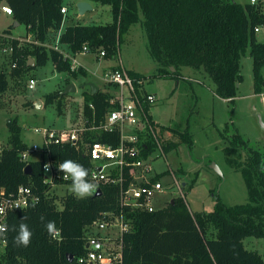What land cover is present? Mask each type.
Here are the masks:
<instances>
[{"label": "trees", "instance_id": "16d2710c", "mask_svg": "<svg viewBox=\"0 0 264 264\" xmlns=\"http://www.w3.org/2000/svg\"><path fill=\"white\" fill-rule=\"evenodd\" d=\"M13 10V20L27 29L32 41L23 45L12 36L14 26L0 34V51L12 46L11 65L17 64L11 76L25 78L33 70L52 62L54 68L73 77L86 75L84 69L72 71L71 63L60 50L46 46L51 31H59L64 22L65 0H1ZM109 6L113 20L105 25L76 24L67 27L60 38L62 46L70 53L81 52L87 46L91 52H105L106 60L117 59L120 45L132 27L140 24L148 39V49L157 63L153 78L179 79L184 68L205 71L216 85V94L235 103L243 82L241 60L250 52L253 60L255 94L264 88V42L254 33V28L264 24V7L252 5L251 0H88ZM101 58V57H100ZM35 64L31 66L29 60ZM119 68V67H118ZM172 68L175 71H172ZM136 81H146L141 73L129 71ZM140 91V87L137 84ZM9 89L5 73L0 71V111L3 98ZM145 94V91H141ZM61 93L45 97V104L62 102ZM84 116L87 127L99 126L112 109L114 95L99 91L85 93ZM93 106V108L91 107ZM62 103H60V107ZM149 107H147L148 110ZM9 147L0 156V190L6 196L16 195L21 186L29 187L39 197L28 208L10 212L7 217V248L0 255V264H79L86 254L85 228L103 218L105 213L124 214L132 223V230L124 234V264H264L263 257L246 248L249 237L264 238V154L251 148L240 134L228 139L224 148L227 163L240 172L246 182L249 201L228 206L218 196L214 209L208 213H193L184 198H174L167 206L153 213L132 212L120 206L118 185L105 184L99 196L83 199L74 193L58 196L45 183L44 162L22 160L29 145L22 137L19 118L8 124ZM164 129V128H163ZM175 130V129H174ZM179 145L185 144L190 152L194 139L190 130L176 131ZM86 142L99 141L118 145V132L87 131ZM146 143L144 156L157 151L149 135H142ZM165 151H171L164 144ZM57 168L65 160L82 165L89 181L92 165L84 154L70 144H50L45 150ZM31 172L27 174L26 168ZM179 172V171H178ZM180 173V172H179ZM170 174L158 175L161 181ZM58 185L73 183L56 179ZM54 222L61 232V240L49 233L47 225ZM26 224L30 232L27 246L18 244L16 237L20 225ZM73 257V259L71 258Z\"/></svg>", "mask_w": 264, "mask_h": 264}, {"label": "rangeland", "instance_id": "374dc122", "mask_svg": "<svg viewBox=\"0 0 264 264\" xmlns=\"http://www.w3.org/2000/svg\"><path fill=\"white\" fill-rule=\"evenodd\" d=\"M259 3L264 7V0H258L257 4ZM102 8L101 11L96 9L81 17L82 25L111 23L112 11L108 6ZM69 15L72 19H77L75 5L69 6ZM73 23L70 19L64 20V26ZM10 24V17H0V33ZM24 32H26L24 25L15 32V36L19 35L16 38L21 39L23 45L32 39V36L21 34ZM258 39L264 42V35L258 36ZM57 40L52 37L48 39V43H56ZM78 59L88 69H98L100 72L106 66L120 64L122 61L126 68L146 76L147 92L157 97L156 104L152 107V115L165 127L161 130L163 142L160 139L164 153L156 151V156L159 157L154 161L155 170L157 173H170L163 180L168 188L172 183V173L181 183H187L183 191L193 213L211 212L217 201L216 196L232 207L249 201L248 188L242 174L230 168L223 153L224 148L229 145L228 139L234 134H240L251 148L264 154V107L255 94L253 60L249 51L241 60L243 82L239 86L235 103H228L215 95L216 85L203 70L184 68L179 79L153 78L157 73V63L150 54L147 35L140 24L132 27L124 37L117 59L111 60L110 63L97 60L92 55L80 56ZM0 71L6 74L9 81V89L4 95L0 111V145L3 148L9 147L7 119L19 118V123L23 127L22 137L30 147L43 146L44 129L70 130L86 124L84 116L86 97L81 88V82L84 80L82 77H73L68 72L60 73L52 62H49L46 66L33 70L25 78L17 79L11 76L9 55L0 57ZM30 79L37 80L34 90L28 87ZM71 81L77 86L76 93L63 96L62 102L57 100L54 104H45V97L48 94L56 92L63 94ZM96 82L105 88L97 80ZM200 82L210 88L200 86L198 84ZM37 102H42V105L37 106ZM174 129L180 132L190 130L194 139L192 152L187 145H179ZM223 136L225 139H222ZM164 144H169L170 152L165 151ZM33 155H36L34 158L40 156L39 153ZM212 160L221 167L222 175L216 174L211 168ZM70 187L58 186L55 193L59 197L71 194L73 192ZM168 196L176 198V190L168 189ZM244 243L248 250L259 253L264 259V238L249 237Z\"/></svg>", "mask_w": 264, "mask_h": 264}, {"label": "built area", "instance_id": "2783aa9c", "mask_svg": "<svg viewBox=\"0 0 264 264\" xmlns=\"http://www.w3.org/2000/svg\"><path fill=\"white\" fill-rule=\"evenodd\" d=\"M257 2L258 0H251L252 5H256ZM62 13L67 14V8L64 7ZM3 14L13 16V10L6 2L0 0V16ZM254 33L257 37L264 35V24L256 26ZM19 40L22 42L21 39ZM31 41L32 39L28 42ZM52 48L60 50L64 58L70 61L72 71H79L83 68L78 59L79 56L93 53L87 46L76 54L64 51L61 49L60 38ZM12 53L13 47L6 46L1 49L0 57L10 56ZM100 57L103 59L105 52H101ZM15 68H17L16 63L11 65V70ZM104 79L118 89L117 94L111 99L113 107L107 113L104 122L93 127H87L86 122L83 127L70 130L44 129L45 140L43 146L34 145L29 148L23 153L22 160L28 163L32 161L33 154L39 153V160L44 162L45 183L51 185L53 191L58 186H62L56 184V179L70 182L72 178L71 176L65 178V174L59 169V166L54 167L49 153L45 150L52 143L70 144L84 151L92 165L89 182L95 184L97 189L91 195H95L102 185H118L120 188V206L122 208H129L132 212L150 213L165 208L168 202L173 201L175 197L170 198L168 196V189L176 190V198L185 199L183 190L186 186L173 173L169 188L164 185V179L155 181V178L159 175L154 167V161L159 157L155 156L156 152L148 157L144 156V148L147 149L146 143L141 139L144 134L150 135L157 145V150L164 153L147 110V107L151 108L156 104V95L148 93L145 89V81L134 80L129 71L123 67L106 73ZM36 86L37 80L30 79L29 89L34 90ZM143 90L145 94L141 92ZM256 96L264 107V88ZM91 107L93 108L92 105ZM87 131L118 132L120 141L116 146L99 141L89 143L85 141L84 137ZM4 149L5 147L3 148L0 145V156ZM38 201L39 197L29 187L21 186L18 193L11 196H6L4 189L0 190V255L7 248L6 232L9 213L26 209ZM132 227L131 221L127 220L123 213L120 215L111 212L105 213L103 218L85 228L84 240L87 252L78 259V263L124 264V234L131 231ZM60 235L61 232L59 231V235L53 236V238L60 241Z\"/></svg>", "mask_w": 264, "mask_h": 264}, {"label": "crops", "instance_id": "0c3cea01", "mask_svg": "<svg viewBox=\"0 0 264 264\" xmlns=\"http://www.w3.org/2000/svg\"><path fill=\"white\" fill-rule=\"evenodd\" d=\"M80 1H88V0H69V1H67V0H65V2H64V7L65 8H67V10H68V13L67 14H65L64 15V20H65V18H67L68 20L70 19L71 21H73L74 23L72 24V25H76V24H82L81 23V20H80V18L81 17H84L86 14H87V12L84 14V15H80L79 14V12H78V9H77V7H76V15H77V19L75 18H71V16L69 15V6L70 5H75L76 6V4L78 3V2H80ZM90 4H91V6H92V10L91 11H94V10H100V9H102L103 10V8L102 7H105V6H102V5H100V4H96V3H94V2H91V1H88ZM109 7V6H108ZM99 8V9H98ZM109 9L111 10V8L109 7ZM101 11V10H100ZM88 12H90V11H88ZM10 17V19H11V24L8 26V28L10 27V26H14V29L12 30V36L13 37H18L19 35H17V36H15V32L17 31V29L18 28H20L22 25L21 24H19V23H17V22H15L14 20H13V18H12V16H8V15H1L0 17ZM72 25H65L64 26V22H63V25H62V27H61V30H59V31H51V33L49 34V38H52V37H55V38H61V36H62V34L65 32V30L67 29V27H69V26H72ZM7 28V29H8ZM3 33V32H2ZM1 34V33H0ZM21 34H24V35H26L27 37H30L31 35H29L28 33H27V29H26V32H24V33H21ZM57 44V42L55 43V42H52V43H47V45L48 46H50V47H52V46H54V45H56ZM63 48V50L64 51H67V52H70L69 51V48L68 47H65V46H61V49ZM87 55H92L93 56V58H95V59H97V60H105V61H107V62H111V60H106V59H102V58H100V55H99V53H90V54H87ZM81 56H84V55H81ZM86 56V55H85ZM80 57V56H79ZM78 57V58H79ZM35 62V61H34ZM81 63V65H82V69H84L85 71H86V75H79L78 77H76V78H79V77H82L81 79H84L83 80V82H81V88L84 90L83 92L84 93H86V92H90L91 93V88H90V86H89V84H94L95 86H97V88L99 89V91H102V92H108V93H110V94H112V95H116L117 94V91H118V89L116 88V86H114V85H111V84H109V83H107L106 81H105V79H104V76L106 75V73H108V72H110V71H114L115 69H117L118 67H123V68H125L127 71H132V70H130V69H128V68H126L125 67V65L122 63V61L120 62V64H111V65H108V66H106L105 68H103L102 69V72H100L98 69H96V70H93V69H88L82 62H80ZM33 66V65H32ZM175 71V70H174ZM137 73V72H136ZM140 73V72H139ZM142 74V73H141ZM101 75H102V77H101ZM72 76V75H71ZM81 79H79V80H81ZM96 80L98 81V82H100L102 85H103V87H105V88H102L97 82H96ZM70 84H74L72 81L70 82V83H68L67 84V86H69ZM198 84H200V86L202 85V86H207V85H205V84H203L202 82H200V83H198ZM75 85V84H74ZM240 86V85H239ZM75 87H76V89H77V86L75 85ZM207 87H209L210 88V86H207ZM146 89V88H145ZM98 91V92H99ZM147 91V90H146ZM77 92V91H76ZM75 92V93H76ZM56 93H58V92H56ZM215 93H216V88H215ZM62 96L61 97H63V96H65L64 94H61ZM216 96H218L217 94H215ZM224 100V99H223ZM225 101H227L228 103H231L229 100H225ZM38 103V102H37ZM42 103V102H41ZM44 105V104H43ZM153 107V106H152ZM152 107L151 108H149L148 109V113H149V115H150V117H151V119H152V121H153V125H154V128H155V130H156V133H157V135H158V137H159V141H160V139H161V141L163 142V137H162V134H163V132L161 131V130H163V128H165V127H163V126H161L156 120H155V118L153 117V115H152ZM11 120L10 119H7L6 120V122H7V124L10 122ZM8 126V125H7ZM23 128V127H22ZM175 135V134H174ZM222 139H225V137L223 136L222 137ZM161 143V142H160ZM226 144H228V143H226ZM30 147V146H29ZM30 148H32V147H30ZM224 148V147H223ZM222 151H223V149H222ZM224 153V152H223ZM156 154H157V152L155 153V156H156ZM34 157H36V155H33L31 158H32V160H39V158L37 157V158H34ZM40 157V156H39ZM193 159V158H192ZM199 161H202L203 159H198ZM226 162H227V159H226ZM213 164H217L215 161H213L212 160V165ZM217 166L219 167V165L217 164ZM220 168V170H221V167H219ZM214 170V169H213ZM181 172V171H180ZM221 172H222V170H221ZM164 173H166V172H163V173H159V175H161V174H164ZM216 174H218L217 172H215ZM224 173V172H223ZM184 184H185V186L187 185V183L186 182H183Z\"/></svg>", "mask_w": 264, "mask_h": 264}, {"label": "clouds", "instance_id": "9594fccd", "mask_svg": "<svg viewBox=\"0 0 264 264\" xmlns=\"http://www.w3.org/2000/svg\"><path fill=\"white\" fill-rule=\"evenodd\" d=\"M59 169L65 174V178L71 176L73 183L70 190L76 195L77 198L83 199L90 196L97 189V186L89 181H85L84 177L88 175V171L79 163L72 160H65L59 165ZM47 229L53 236H58L59 231L55 228L54 222H49ZM32 233L28 229L26 224L20 225L19 235L16 237V242L27 246L30 242Z\"/></svg>", "mask_w": 264, "mask_h": 264}, {"label": "water", "instance_id": "95a60500", "mask_svg": "<svg viewBox=\"0 0 264 264\" xmlns=\"http://www.w3.org/2000/svg\"><path fill=\"white\" fill-rule=\"evenodd\" d=\"M76 7H77L78 12H79L80 15H84L86 12L91 11V10L93 9L92 6H91V4H90L88 1H80V2H78V3L76 4ZM29 64H30L31 66L34 65V64H35L34 60H33V59H30V60H29ZM174 70H175V69L172 68V71H174ZM89 86H90V88H91V94H95V93H97V92L99 91V89L97 88V86H95L94 84L91 83V84H89ZM238 87H239V85H238ZM76 91H77V89H76L75 85H74V84H70L69 86H67V88H66V90L63 92V94H64V95H68V94H71L72 92H76ZM41 105H42L41 102H39V103L37 104V106H39V107H40ZM260 118H261V117H260ZM211 168L214 169L215 172H217V173H219L220 175H222V172H221L220 168L217 166V164H213ZM25 172H26L27 174H30V172H31V167L28 166V167L26 168ZM100 194H101V191L99 190V191L95 194V196H99ZM71 258L73 259V257H71Z\"/></svg>", "mask_w": 264, "mask_h": 264}]
</instances>
